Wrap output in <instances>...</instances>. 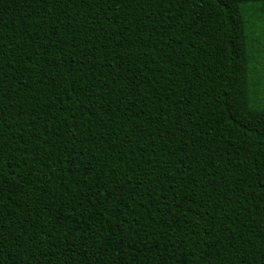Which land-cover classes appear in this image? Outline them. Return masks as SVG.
<instances>
[{
    "label": "trees",
    "instance_id": "1",
    "mask_svg": "<svg viewBox=\"0 0 264 264\" xmlns=\"http://www.w3.org/2000/svg\"><path fill=\"white\" fill-rule=\"evenodd\" d=\"M263 60L264 0H0V264H264Z\"/></svg>",
    "mask_w": 264,
    "mask_h": 264
},
{
    "label": "rangeland",
    "instance_id": "2",
    "mask_svg": "<svg viewBox=\"0 0 264 264\" xmlns=\"http://www.w3.org/2000/svg\"><path fill=\"white\" fill-rule=\"evenodd\" d=\"M259 46V44H257ZM253 63H257V61L254 59ZM253 77L259 78L261 80L262 88H264V60L255 68V71H253Z\"/></svg>",
    "mask_w": 264,
    "mask_h": 264
}]
</instances>
